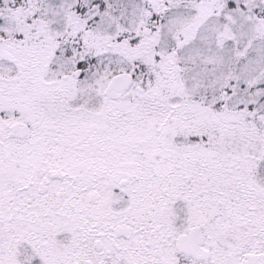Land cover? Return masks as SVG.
I'll return each mask as SVG.
<instances>
[{
  "label": "snow or ice",
  "instance_id": "1",
  "mask_svg": "<svg viewBox=\"0 0 264 264\" xmlns=\"http://www.w3.org/2000/svg\"><path fill=\"white\" fill-rule=\"evenodd\" d=\"M0 264H264V0H0Z\"/></svg>",
  "mask_w": 264,
  "mask_h": 264
}]
</instances>
